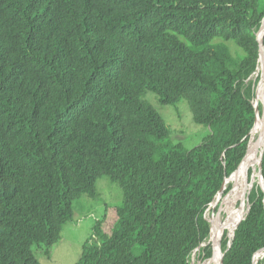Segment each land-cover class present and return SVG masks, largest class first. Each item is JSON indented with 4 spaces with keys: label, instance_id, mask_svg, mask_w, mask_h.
Wrapping results in <instances>:
<instances>
[{
    "label": "trees",
    "instance_id": "16d2710c",
    "mask_svg": "<svg viewBox=\"0 0 264 264\" xmlns=\"http://www.w3.org/2000/svg\"><path fill=\"white\" fill-rule=\"evenodd\" d=\"M263 19L264 0H0V264H41L34 247L61 240L103 176L123 201L75 264H192L199 247L210 259L207 212L230 196L258 116ZM150 92L186 100L204 141L175 143ZM249 202L224 232L223 264L262 254L261 184Z\"/></svg>",
    "mask_w": 264,
    "mask_h": 264
},
{
    "label": "rangeland",
    "instance_id": "374dc122",
    "mask_svg": "<svg viewBox=\"0 0 264 264\" xmlns=\"http://www.w3.org/2000/svg\"><path fill=\"white\" fill-rule=\"evenodd\" d=\"M231 44H233V42H231ZM261 73H258L257 71L251 79L256 80L258 76L261 77ZM257 86L256 97H258H255V103L260 108V106L264 105L260 98V81ZM147 99L156 107L164 117L167 125L173 130L172 139L175 143H183L190 149L200 145L209 134V128L207 126L195 123L192 111L186 100L183 99L176 105H163L158 100L156 94L152 92L148 93ZM253 180L257 184L260 183L258 177ZM228 182L236 184L233 179ZM249 187V185L246 186L247 192ZM98 191L100 193L98 199H94L88 194H85L80 201L74 204L75 210L73 219L66 223L62 232L61 240L51 246L49 252L45 250V247L38 245L34 247V252L39 258L41 264H75L80 259L84 243L91 235L96 219H99L105 213V208L107 206H119L123 201V189L118 182L112 181L108 176H103L98 180ZM247 192L244 191L243 194L246 195ZM221 200H223V198ZM235 202L232 206L229 205L230 208L228 207L227 209V201L222 202L218 215L225 213L223 224L225 219H227V216L232 217L234 220L238 214L243 216L246 214L247 203L240 208H236ZM238 205H240V200ZM241 210H244L245 212L242 213ZM207 215L210 218L212 212L208 211ZM199 249H201V247ZM199 249H197L192 256V264L204 261L200 257Z\"/></svg>",
    "mask_w": 264,
    "mask_h": 264
},
{
    "label": "bare ground",
    "instance_id": "6f19581e",
    "mask_svg": "<svg viewBox=\"0 0 264 264\" xmlns=\"http://www.w3.org/2000/svg\"><path fill=\"white\" fill-rule=\"evenodd\" d=\"M263 68H264V59L260 60V64H259V67H258V70H257L258 73H261ZM260 90H261V97L260 98L262 99V104H263L264 103V77H262L260 79ZM262 107H263V109H262L263 112H260L259 120H258L254 130L251 133V135H252L251 146H252L253 150H254V148L256 146V141H257L258 137L261 134L264 133V105H262ZM262 146H264V143L262 144ZM259 155L260 154L258 153V157H259ZM258 157L256 158V155L254 153H251L248 156V161H247L246 165L242 169H240L239 172L236 173L235 177H233L232 179L236 182L237 177L240 174H242V170L245 169V168H254L255 169L254 177H255V179H257V174L259 173V171H258V159L259 158ZM244 185H245V187L243 188ZM246 186H247V184H246L245 178L242 176V179L240 180L239 185L235 186V188L232 190L230 196L226 200L227 201L226 209L229 207V205L232 206V204L235 201H236L235 202V207H236L238 195H239V197L240 196H245V201H244L243 205L245 203H247L246 206L248 205V197L243 194L244 191L247 192L246 191ZM236 208H238V207H236ZM241 212L244 213L245 211L241 210ZM241 212H239V213H241ZM221 215H222V217H221ZM221 215H218L217 217H215V219L212 218L214 227H213V230H212V233H211V239H217L219 242L222 241V238H223L225 230L227 228L232 229L233 221H235V219L237 217H243V215L238 214V216L235 217V219L233 220L232 217H230V216L228 217L227 216V219H225L224 224H223V218H224L225 213H222ZM222 254H223V251H222V246H221V248H218V251L216 252L215 255H213V257H210V259L208 258V260L206 259L207 261H200L197 264H214L217 261H218V264H220V257L222 256ZM262 257H263V254L260 255V257L258 258V261Z\"/></svg>",
    "mask_w": 264,
    "mask_h": 264
},
{
    "label": "water",
    "instance_id": "95a60500",
    "mask_svg": "<svg viewBox=\"0 0 264 264\" xmlns=\"http://www.w3.org/2000/svg\"><path fill=\"white\" fill-rule=\"evenodd\" d=\"M257 37H258V40L260 42V58H259V62L260 60L264 59V19L262 21V25L257 33ZM264 77V68L262 70V73H261V78ZM255 107L257 108V112H258V116H257V119H256V123L252 129V131L254 130L258 120H259V108L257 106V104L255 103ZM251 131V133H252ZM251 142H252V137L250 139V142H249V148H248V154H247V157L251 154V153H254L256 155V158L258 157V153L260 154L259 155V159H258V171L259 173L257 174V177H258V180H259V184H261L263 187H264V174H263V156H264V146H262V144L264 143V133L261 134L257 141H256V146L254 148V150L252 149V146H251ZM251 168H245L242 170V173H243V177L246 179V183H247V177H248V174H249V171H250ZM252 178H251V182L250 183H247V185L250 186L249 188V191L252 189L253 185H254V175H255V169L252 168ZM239 172V169L237 171H235L229 178H227L226 182H225V186L224 188L226 187V183L228 184V181L231 180L233 177H235L236 173ZM236 184L234 185V188H235ZM233 190V189H232ZM248 191V192H249ZM232 192V191H231ZM222 194H223V190H221L220 194L217 196L216 198V201H214L212 203V206H216L217 203L220 201L221 197H222ZM249 194L250 192L248 193V199H249ZM243 203H244V199H243ZM251 209V204L250 202L248 201V205H247V211L249 212ZM212 223V230H213V219H209ZM210 242H212V245H213V255L216 254V252L218 251V248H221L222 246V241H218L217 239H210ZM204 245V244H203ZM200 248V247H199ZM198 248V249H199ZM262 254H263V257H264V249L260 251ZM212 255V257H213ZM258 262L256 261L255 264H257ZM220 264H223V254L222 256L220 257Z\"/></svg>",
    "mask_w": 264,
    "mask_h": 264
},
{
    "label": "clouds",
    "instance_id": "9594fccd",
    "mask_svg": "<svg viewBox=\"0 0 264 264\" xmlns=\"http://www.w3.org/2000/svg\"><path fill=\"white\" fill-rule=\"evenodd\" d=\"M259 63H260V62H259ZM251 137H252V136H251ZM234 185H235V184H234ZM253 186H254V185H253ZM233 188H234V187H233ZM252 188H253V187H252ZM248 191H249V190H248ZM249 192H251V190H250ZM249 192H248V193H249ZM248 193H247V196H248ZM229 195H230V194H229ZM222 197H223V194H222ZM222 197H221V199H222ZM227 197H228V196H227ZM221 199H220V201H221ZM215 201H216V200H215ZM220 201H219V202H220ZM224 201H225V200H224ZM224 201H223V202H224ZM248 201H249V199H248ZM219 202H218V203H219ZM218 203H217V204H218ZM216 206H217V205H216ZM216 206H215V207H216ZM212 207H214V206H212ZM239 208H240V207H239ZM208 211H211V210L209 209ZM247 212H248V211H247ZM247 212H246V213H247ZM207 213H208V212H207ZM218 213H219V212H217V215H218ZM212 218H214V217H212V216H211L210 218L208 217V219H212ZM210 222H211V221H210ZM211 233H212V231H211ZM210 239H211V236H210ZM210 239H209L208 242H203L204 245L202 244V246H206L208 243H212V242H210ZM197 249H198V248H197ZM223 254H224V253H223ZM211 257H212V256H211ZM263 258H264V257H263ZM257 264H258V263H257Z\"/></svg>",
    "mask_w": 264,
    "mask_h": 264
}]
</instances>
